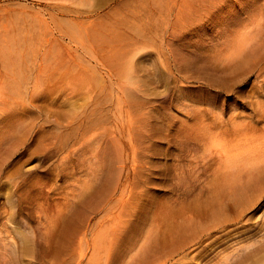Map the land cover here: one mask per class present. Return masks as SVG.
<instances>
[{
  "label": "bare ground",
  "instance_id": "bare-ground-1",
  "mask_svg": "<svg viewBox=\"0 0 264 264\" xmlns=\"http://www.w3.org/2000/svg\"><path fill=\"white\" fill-rule=\"evenodd\" d=\"M202 2L208 3L205 7L199 4L198 9L200 10L187 9L184 14L178 13L175 20L171 19L173 15L169 9L166 10L165 4L157 6L155 11L148 10L147 5L142 6L140 12L146 18L145 20L138 15L137 10L134 16L136 19L133 21L126 20L124 22L123 19L125 20L126 17L121 16L123 19L121 18L117 22L118 28L116 27L117 29L113 30L109 37L106 30L100 29L94 24L91 26L89 36L85 35L93 45H98L102 51H106V55L104 58H99L98 54H95L91 84L85 81L76 84L77 75L70 70L67 86L69 91H73V94L76 90H80V94L90 93L95 106L98 103L102 106L109 103V116L105 120L110 124L109 128L105 126V131L102 130V127H95L91 138L84 141L89 139L100 141L106 137V134L112 140L119 136L121 144L123 143L122 138H128V140L136 138L130 142L133 151L141 149L142 152H152L156 147V141L167 139L169 136L166 134L168 130H164V126H166L182 131L184 138L189 140L191 145L200 140L201 133L209 134L210 130H219L218 144L221 146L220 151H224L232 142L233 137H236L237 140L240 135L258 130L264 121V103L261 99L264 96V11L256 4L257 0L244 1L246 4L249 3V7L251 4L252 9L246 6V12L236 13L234 10L230 11V7L234 5L231 0H204ZM63 14H66L64 10ZM243 14H246L248 18H241ZM156 15H159L160 18H157ZM162 16L168 17L165 26H163ZM190 16H193L198 23L194 21V18L189 20L190 23L181 19L184 17L190 19ZM147 19L149 20L146 22ZM153 19L160 20L161 25L156 23L160 26L154 28ZM25 20L27 21L18 22L13 27L4 28L2 35L4 43H1L3 48L9 49L10 52H18V54H14V58L11 56L12 54L8 57L3 56L5 68L8 70L6 74L0 76V93L5 91L2 94L8 98L10 96V99H15V101L18 98L21 100L17 103L12 102V105L13 103L14 106L18 105L14 108L17 111V113L15 111L13 113L14 117L18 114L31 117L34 113L32 111H40L34 98L46 97V90L39 79L35 80L33 87L29 89L27 85L29 80L27 79L31 78V74L27 72V67L30 68L29 64L33 65V61L21 57L23 51H26L27 56H30L32 52L36 53L37 43L42 46L40 36L41 25L44 24L43 17L38 12H33L27 13ZM123 26L125 28L121 29ZM75 29H77L76 26H73L69 30H65L64 32L67 33L64 35L69 36L70 39L73 36L76 37L77 34L81 35L78 33L79 27L77 31ZM158 41L161 42L158 43ZM173 41H177L181 48L177 45L171 48L175 45ZM183 49L185 50L183 51ZM93 52L96 53L94 50ZM161 57L165 62L161 60ZM190 61L194 66L198 62L206 61L211 72L216 71L217 67L228 70L233 74L231 82L216 83V92L213 95L211 93L194 95L190 90H187V84L192 80L187 75L188 73L184 74L182 71V69H187V64ZM36 64L38 63L35 62V66ZM147 64L151 68H148ZM101 66L106 69L107 79L100 74ZM179 71L182 73L180 76L178 75ZM116 75L118 82L115 81ZM251 77H254L251 88L247 94L243 95L246 99L243 108L249 105L252 108L251 112L242 114L237 107H231L228 110L224 105L221 107L219 100L222 102L223 95L239 92L236 91V86L248 84ZM103 80L107 88L111 89L108 100L99 95ZM159 85L163 88H159ZM116 86L117 88H115ZM63 104L66 102L63 101L61 105ZM73 105H75L74 102L70 104V115L74 120L75 108ZM173 108L184 110L188 122L183 121L182 126L172 123L169 113ZM10 110L11 107L0 105V120L3 117L7 120L8 117L13 116L8 114L9 112L6 113ZM104 112H101L102 116L106 114ZM2 115L3 117H1ZM94 121L99 122L93 119L90 126H94ZM189 122L191 123L188 124ZM2 124L4 123L0 122V125ZM7 127L1 126L0 128V145L2 146L17 139L15 134L19 123L15 122L13 127H10L14 130ZM89 130L91 132L93 128ZM89 130H84L82 135L86 137ZM78 131L81 132L82 128L80 127ZM9 134L13 138H10ZM67 146L68 143L65 141V147ZM73 154L78 155L76 149H72V152L66 154L65 157L58 158L55 179H57V174L60 178L59 173H63V177L72 181L74 190L73 179L76 170L69 163L70 155ZM97 157L98 154L95 158ZM206 158L211 160L206 162L205 170L200 171L193 168L192 172L198 181L202 178L203 184L209 185V193L212 194L209 209L205 211L206 208L200 207V203L203 202L199 200L187 206L182 205L177 208L170 206L168 210L161 206L162 209L155 208L156 211H160L159 214H155L152 212V200H148L146 203L142 202L143 210L139 212L137 219L141 217L155 227L153 238L148 235L144 238L145 240L138 239L140 242L144 240L142 244L138 241L134 244L127 242L126 247L120 244L121 225H124L123 229L128 238L131 235L132 226L136 227L133 224L137 220L136 218L125 220L120 217L117 218V222L111 221L106 224L105 215L104 219L102 218L95 226H91L83 220H65L68 210L72 217L76 218V216L70 209L71 204L64 197L65 202H56L57 199H54L60 210L52 215L53 218L49 219L50 226L44 225L46 229L41 233L44 242L52 240L53 244H48V246L52 245V250L45 252L47 254L39 253L35 249L36 238H26L27 234L21 230L18 231L17 226L13 228L8 226L2 235L3 240L7 242L4 244L5 259L9 256L10 261L16 264H39L40 261L43 264H61L64 254L71 258L70 264H115L116 257L121 259L120 264H167L171 260L175 264H190L191 261H202V257L217 259L223 252L220 256L223 258L220 260L223 264H228L227 261L231 259L229 257L233 256L245 263L254 251H262L251 249V246H242L246 238L252 239L256 236L255 231H244L246 234L237 239V245H235L232 254L217 251L219 247L214 248L216 245L214 243H211L212 247L208 249L204 245V240L211 239L212 242H216L215 239H222L224 236L217 235L215 232L218 233L219 229L225 227V221L230 225L227 229L230 227L237 229L240 226L244 219L240 221L242 217L238 219L237 215H230L226 208L227 204L223 200L226 197H232L231 200L235 201L232 205L236 209L249 208L247 204L258 194L255 192L264 188V157L261 159L262 162H260L261 160L258 162L248 157L242 160L240 156H235L234 159L225 160L224 165L220 164L211 153L209 156H203L201 162ZM5 169L6 167L3 168V170ZM204 172L208 173L205 178L202 174ZM97 175L98 171L93 176ZM42 187V192L39 193L42 198L46 199L51 193L59 194L58 192L68 188L58 187L43 191L46 186ZM37 196L39 197V195ZM44 206H39V213H44L43 211L46 209ZM241 215L244 216L243 213ZM9 220L12 219L9 217ZM57 224L62 226L59 232ZM99 227L101 228L98 230ZM114 230L118 233L117 235H114ZM2 232L0 230V233ZM14 232L25 238L22 240V244L20 243L21 250L16 249L18 253L11 249L18 245V240L13 235ZM159 234L163 236L164 241L160 244L153 242L147 246V243L152 239L155 240ZM192 247L198 250V253L193 255L191 261H182L189 257L188 250ZM35 251L38 252L37 255H35ZM126 252L127 255H122ZM114 255L115 258H113ZM180 256L181 258L177 259ZM64 262L65 260H63V264ZM249 264H257V262Z\"/></svg>",
  "mask_w": 264,
  "mask_h": 264
},
{
  "label": "rangeland",
  "instance_id": "rangeland-1",
  "mask_svg": "<svg viewBox=\"0 0 264 264\" xmlns=\"http://www.w3.org/2000/svg\"><path fill=\"white\" fill-rule=\"evenodd\" d=\"M202 1L204 0H198V2H195V0H0V76L6 74L8 70L5 68L3 56L8 57L12 54L11 56L14 58V54H18L16 51L10 52L9 49L3 48L1 43H4L2 37L4 28L13 27L18 22L27 21L25 20L27 13L38 12L43 17L44 22L41 25L40 36L42 46L37 43L36 53L32 52L30 56H27L26 51H23L21 57L33 61V65L29 64L30 68L27 67V72L31 74V78L27 79L29 80L27 84L29 89L33 87L34 81L39 79L46 90V97L34 98V102L40 107V111H32L34 113L31 117L20 114L14 117V108L18 105L14 106L12 102L17 103L21 100L18 98L15 101V99H10V96L8 98L2 94L5 91L0 93V105L11 107V110L6 113L9 112L8 114L13 115L8 117L7 120L2 115L3 119L0 122L4 124L0 125V128L1 126H8V129L14 130L10 127H13L15 122L19 123V128L16 129L15 134L17 139H11L12 143L0 145V171L2 170L0 174V230L3 231L0 233V264H16L10 261L9 256L6 259L4 256V244L7 242L3 240L2 235L8 226L11 228L17 226L18 231L21 230L27 234L26 238H36L37 245L35 249L39 253L52 250V245L48 246V244H53L52 240L44 242L41 233L46 229L44 225L46 227L50 226L49 219L53 218L52 215L60 210L56 202H65L64 197L71 204L70 209L76 216V218L72 217L68 210L65 220H83L91 226L97 225L105 215L106 224L111 221L117 222V218L120 217L125 220L137 219L139 212L143 210L141 203H146L148 200H152V212L155 214L160 213L155 208L162 209L161 206L168 210L170 206L175 208L182 205L187 206L199 200L203 202L200 203V207L206 208L205 211H207L210 207L209 203L212 195L209 193V185H204L202 178L198 181L192 172L193 168L200 171L205 170L206 162L211 159L206 158L201 162L203 156H209V153H211L222 165H224L225 160L234 159L235 156H240L242 160L248 157L258 162L264 157V121L258 130L240 135L237 140L236 137H233L232 142L224 151H220L221 146L218 144L219 130H210L209 134L201 133L200 140L191 145L189 140L184 138L182 131L166 126H164V130H168L166 134L169 136L167 139L163 138L161 141H156V147L152 152H142L141 149L133 151L130 142L136 138L134 140L122 138L123 143L121 144L119 136L112 140L106 134V137H103L100 141L92 139L84 141L91 138V135L95 132V127H102V130L105 131L110 124L105 120L109 116V103H105L103 106L98 103L95 106L90 93L80 94V90H76L73 94V91H69L67 86L70 70L77 75L76 84L82 81L91 84L95 54H98L99 58H104L106 55V51H102L98 45H93L87 38L91 32V26L94 24L98 28L106 30L109 37L111 32L118 28L117 22L121 18L123 19L121 16L126 17L125 20L123 19L124 22L126 20L133 21L136 19L134 16L137 10L138 15L145 20L146 18L140 12L142 6L147 5L148 10L155 11L157 6L165 4L166 10L169 9L173 15L171 19L175 20L178 13L184 14L187 9L195 11L199 8V4L205 7L208 2L205 4ZM244 1L246 0H231L234 5L230 7V11L234 10V13L246 12V6L252 9V5L250 4L249 7V3L246 4ZM256 4L264 11V0H257ZM63 10L66 14L62 15ZM156 17L160 18L159 15H156ZM245 17L248 18L246 14L241 16V18L247 19ZM193 18V16H190V19L186 17L181 19L190 23L189 20H193ZM161 19L164 20L162 22L165 26L168 17L162 16ZM194 21L197 22L195 18ZM156 23L161 25L160 20L153 19L152 25L154 28L160 26ZM73 26H76V31L79 27L80 31L78 33L81 35L77 34L76 37L73 36L70 39L69 36L64 35L67 33L64 31ZM123 28L125 26L121 29ZM160 42L158 41V43ZM173 43L175 45L171 48L176 47V45L181 48L177 41H173ZM161 60L165 62L163 57H161ZM35 62L38 63L36 66ZM147 65L148 68H151L149 64ZM217 68L221 70L217 69L211 72V68L206 61L198 62L195 66L190 61L187 64V69H182L183 73H188L187 75L192 80L191 83L187 84V90H190L194 95H206L208 93L213 95L216 92V83H230L233 74L223 68ZM99 71L101 76L105 79L108 78L104 67L101 66ZM178 75L180 76L182 73L179 71ZM253 79L254 77L249 78L248 84L236 86V91L239 92L232 95L224 94V101L219 100L221 107L224 105L227 110L231 107H237L242 114L244 112L250 113L251 106L248 105L243 108L246 101L243 95L248 93ZM104 80L101 83V93L99 95L108 100L111 89L107 88ZM115 81L118 82L117 75ZM159 88L162 89L163 87L159 85ZM261 99L264 103V96ZM63 101L66 104L61 105ZM72 102L75 104L73 105L75 108L74 120L70 115V104ZM12 109L14 110L12 111ZM15 112L17 113V111ZM101 112L106 114L102 116ZM169 118H172V123L180 125L183 121L188 120L186 112L177 108L170 110ZM93 119L99 122L94 121V126H90ZM22 123L24 124L22 125ZM80 127L82 128L81 132L78 131ZM92 128L93 131L90 132L89 129ZM86 129L89 132L84 137L82 133ZM9 136L13 138L11 134ZM65 141L68 143L67 147H65ZM72 149H76L78 153L77 156L70 155V160L68 159L71 167L76 170L73 179L74 190L72 181L63 177V173H59L60 178L57 174V179H55V167L58 164V158L65 157L66 154L72 152ZM97 154L98 157L95 158ZM4 167H6L5 170H3ZM97 171L98 175L94 177L93 175L97 174ZM202 174L204 178L208 175L205 172ZM14 184H17V186H14ZM43 185L46 186L43 191L58 187L68 188L58 192L59 194L51 193L49 198L46 199L42 198L41 193H39L42 192ZM256 193L258 194L247 204L249 208L244 210L233 207L232 204L235 201L231 200L232 197L224 198L223 202L227 204L226 208H228L230 215H237L238 219L242 217L240 221L244 220L241 221L237 229L233 227L227 229L230 225L225 221V227L219 229L218 233L215 232L217 235H223L222 239H215L216 242H212L211 239L204 240V245L208 249L212 247L210 244L214 243L216 244L214 248L219 247L217 251L232 254L235 245H237V239L246 234L244 231H255L256 238H246L242 246H251V249L262 251H254L245 263L234 256L229 257L231 259L227 261L228 264L256 262L257 264H264V188ZM54 199H57L56 202ZM40 205H45L44 213L38 212L40 211L38 209ZM232 208L234 209L232 210ZM9 217L12 219L11 221ZM86 219L90 220L86 221ZM133 224L136 227L132 226L131 235L128 238L123 229L124 225H121V245L126 247L127 242L134 244L139 238L144 239L148 235L153 238L155 227L150 225L149 222L139 217ZM57 226L59 232L62 226L59 224ZM152 227L154 228L152 229ZM113 232L114 235L118 234L115 230ZM13 235L16 236L18 245L11 249L14 250L13 252L18 253L16 249L21 250L20 243L22 244V240L25 238L20 237L15 232ZM163 241V236L159 234L155 240L149 241L147 246L153 242L160 244ZM142 242L138 241L140 244ZM36 251L34 252L35 255L38 254ZM188 251L189 257L182 259L184 262L191 261L193 255L198 253V250L194 247ZM222 253L217 259H213V257L212 260L211 258L202 257V261L195 260V262L191 261L190 264H223L220 261L223 260L220 257ZM127 254V252L122 253V255ZM13 256L16 257V255ZM113 258H115V255ZM179 258L181 256L177 257V259ZM62 259L65 260L64 264L71 263V258L67 255L63 254ZM63 260H61V264H63ZM120 261L119 257L115 258V264H120ZM39 264H43L42 261ZM167 264L175 263L171 260Z\"/></svg>",
  "mask_w": 264,
  "mask_h": 264
}]
</instances>
